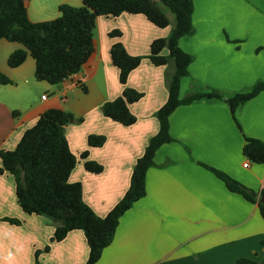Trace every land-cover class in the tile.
Returning <instances> with one entry per match:
<instances>
[{"label": "crops", "instance_id": "obj_1", "mask_svg": "<svg viewBox=\"0 0 264 264\" xmlns=\"http://www.w3.org/2000/svg\"><path fill=\"white\" fill-rule=\"evenodd\" d=\"M62 3L79 7L82 0L25 1L32 22L57 18ZM193 3L194 33L179 42L193 57L188 75L181 80L180 98L217 90L223 99L195 100L174 110L170 116L174 141L156 151L155 165L146 175V195L120 218L114 241L97 264H237L242 258L264 263V219L258 205L228 190L203 166L221 170L257 192L264 189V164L249 161L243 153L246 138L264 142V91L241 105L235 115L226 102L264 82V0ZM172 27L171 21L159 28L142 14L99 17L94 52L78 73L57 85L36 79V61L29 51L21 65L10 67V54L26 48L0 39V71L12 80L0 84V151L14 150L46 111L72 114L65 135L77 163L69 181L81 183L85 203L105 217L129 189L137 160L159 131L156 113L167 101L166 72L172 71L144 58L122 85L111 47L121 42L130 55L148 56L151 43L166 38ZM114 30L121 37H110ZM162 53L167 55L168 50ZM126 87L144 95L129 106L137 119L131 126L102 113V106L121 96ZM90 135L105 136L106 142L90 147ZM85 151L88 156L83 159ZM86 161L102 165L103 171L88 172ZM54 232L51 219L21 209L14 177L0 174V264H36L37 260L85 264L89 247L84 232L73 230L64 240L51 242ZM46 246L49 251H43ZM36 251H41L37 258Z\"/></svg>", "mask_w": 264, "mask_h": 264}, {"label": "trees", "instance_id": "obj_2", "mask_svg": "<svg viewBox=\"0 0 264 264\" xmlns=\"http://www.w3.org/2000/svg\"><path fill=\"white\" fill-rule=\"evenodd\" d=\"M25 1L0 0V39L18 42L26 48L10 54V67L21 65L29 51L36 61V79L51 85L60 84L78 73L92 55L99 17L113 18L123 13L142 14L159 28L171 25L165 8L175 18L170 34L166 38L154 40L148 56L130 55L121 42H116L111 47L112 64L119 70L122 85H126L129 74L144 58H148L155 66L172 68V71L166 72L167 101L156 113L159 131L149 140L144 154L137 160L129 189L105 217L98 216L85 203L82 184L69 181L77 163V157L71 152L65 135V127L74 119L72 114L62 109L46 111L24 133L14 150L0 151V174L7 172L14 177L16 198L21 209L28 215H41L53 221L55 232L51 242L64 240L73 230L83 231L89 247V257L85 264H97L104 250L114 241L120 218L146 195V175L155 165L156 151L162 145L174 141L170 134L171 114L182 104L204 98L223 99V94L212 90L180 98L181 80L188 75L193 57L180 48L179 42L183 37L194 33L193 0H82L79 7L68 3L60 4L57 18L41 22L29 19ZM121 35L119 30L109 33L112 38ZM165 49L168 50L167 55L162 53ZM0 84H12V80L1 71ZM263 91L264 82H257L249 90L235 93L226 102L235 115L241 105ZM143 96V93L126 87L121 96L102 106V113L123 126H131L137 119L129 106ZM78 121L81 122L82 119ZM105 142V136L88 137L90 147H100ZM243 153L249 161L264 164L263 141L246 138ZM87 156L88 151L81 154L83 159ZM203 166L221 179L228 190L257 204L264 219V204L260 202L264 197V189L257 192L221 170ZM85 169L99 174L103 171V166L94 161H86ZM3 221L13 225L21 224L15 218H4ZM49 250L50 247L46 246L43 251ZM40 253L41 251H36V258ZM36 264H40L38 260ZM237 264L257 263L252 259L242 258Z\"/></svg>", "mask_w": 264, "mask_h": 264}, {"label": "rangeland", "instance_id": "obj_3", "mask_svg": "<svg viewBox=\"0 0 264 264\" xmlns=\"http://www.w3.org/2000/svg\"><path fill=\"white\" fill-rule=\"evenodd\" d=\"M51 7H53V11L56 12V8H55L56 6H54V4L51 3ZM165 11L167 12L168 17L172 21V25H174V22H175L174 15L170 11H168L166 8H165ZM48 13H51V12L49 11ZM52 19H55V18H52ZM48 20H50V19H48ZM45 21H47V20H45Z\"/></svg>", "mask_w": 264, "mask_h": 264}, {"label": "built area", "instance_id": "obj_4", "mask_svg": "<svg viewBox=\"0 0 264 264\" xmlns=\"http://www.w3.org/2000/svg\"><path fill=\"white\" fill-rule=\"evenodd\" d=\"M47 97H48L47 94H44L41 98L45 100ZM247 166H248V162L246 161V163L244 164V167H247Z\"/></svg>", "mask_w": 264, "mask_h": 264}, {"label": "water", "instance_id": "obj_5", "mask_svg": "<svg viewBox=\"0 0 264 264\" xmlns=\"http://www.w3.org/2000/svg\"><path fill=\"white\" fill-rule=\"evenodd\" d=\"M260 202H261L262 204H264V197H262V198L260 199Z\"/></svg>", "mask_w": 264, "mask_h": 264}]
</instances>
